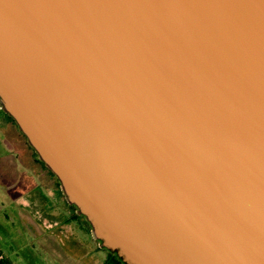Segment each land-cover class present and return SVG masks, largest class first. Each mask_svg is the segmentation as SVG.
Instances as JSON below:
<instances>
[{"label": "water", "instance_id": "obj_1", "mask_svg": "<svg viewBox=\"0 0 264 264\" xmlns=\"http://www.w3.org/2000/svg\"><path fill=\"white\" fill-rule=\"evenodd\" d=\"M0 110L122 264H264V0H0Z\"/></svg>", "mask_w": 264, "mask_h": 264}, {"label": "rangeland", "instance_id": "obj_2", "mask_svg": "<svg viewBox=\"0 0 264 264\" xmlns=\"http://www.w3.org/2000/svg\"><path fill=\"white\" fill-rule=\"evenodd\" d=\"M2 124L0 125V151L7 149L9 156L6 158L7 160L0 157V164L3 162L8 166L9 172L4 174L0 172V178H9L10 184L6 186L5 181L0 185L1 255L5 257L8 264H85L87 261L86 252H89L90 264L92 260L93 264H102L101 262L109 255L108 252L98 246L97 240H92L93 243H89V246L86 245L87 242L81 236V232H77L78 230L75 229L73 231L79 238L71 239L74 241L72 245L79 246V248L74 250L72 255L62 256L59 249H54L58 251V254H50L46 251L47 247L61 248L60 245L62 247L66 245L64 242L63 245L61 244L59 236L72 232L71 223L67 216L65 218L66 214L56 211L58 209H51V202L48 200L51 198L49 191H45L38 185L36 175L30 169L33 168V163L31 161L29 163L27 160L29 154L27 146L16 133L14 134L16 139L9 140V137L6 136L7 131L4 130ZM1 154L3 153L1 152ZM20 179L24 185L19 181ZM15 181H18L19 187ZM7 190H9L10 196H8ZM51 218L53 219L51 220ZM47 229L52 232L50 233ZM55 232L57 238L54 236ZM69 239H66L67 243ZM91 247L95 251L94 259L90 255Z\"/></svg>", "mask_w": 264, "mask_h": 264}, {"label": "flooded vegetation", "instance_id": "obj_3", "mask_svg": "<svg viewBox=\"0 0 264 264\" xmlns=\"http://www.w3.org/2000/svg\"><path fill=\"white\" fill-rule=\"evenodd\" d=\"M30 154H31V152H30ZM31 158L29 155H27V160L29 161V163H30V161L33 163V166H32L33 168H30V169H32L33 172L35 173L36 179L38 181V185L42 189H45V191L48 190L50 193L49 197H51V198H49L48 200L51 202V209H55V210L58 209L56 211H59L60 213L66 214L65 218L67 216L68 221L71 223L72 232L68 235L64 234L63 236H59V239H61L60 240L61 244L63 245V242H64V244H66V245H63V246H66L70 249H78L79 248V246L77 247V246L72 245L74 241L71 239L79 238L76 236V234L73 231L75 229V230H78L77 232H81V234H82L81 236H83V239H85L87 242L86 245L89 246V243H93L92 240H94V239L92 237H90L91 235L89 232V228L87 226L88 224L86 225V223L84 222V219L79 217V215L75 212L74 207H72L71 205L67 204L64 201L62 194L59 190L58 183H57V185L55 184L54 176H51L46 171L44 166H41L32 156H31ZM52 219L53 218H51V220ZM54 221H56V223H57L56 218H54ZM48 231H50V233L52 232V230H50V229ZM54 236L57 238L56 232H55ZM63 238H66L67 240L70 238L68 241L69 244L67 243V240L66 239L63 240ZM60 247H62V246L60 245Z\"/></svg>", "mask_w": 264, "mask_h": 264}, {"label": "crops", "instance_id": "obj_4", "mask_svg": "<svg viewBox=\"0 0 264 264\" xmlns=\"http://www.w3.org/2000/svg\"><path fill=\"white\" fill-rule=\"evenodd\" d=\"M1 123H3L2 124V126H4V130H6L7 131V137H9V140L11 139V141H13V139H16V137L14 136V134L16 133V135L19 137V138H21L20 137V135H18V133L16 132V129L14 128V125L11 123V121L7 118V116H6V114L5 113H3L1 110H0V125H1ZM1 127V126H0ZM3 131V130H2ZM6 133V132H5ZM22 139V138H21ZM8 140V141H9ZM23 140V139H22ZM26 143V142H25ZM29 150V149H28ZM3 153V154H1L0 155V157H4L5 159L9 156L8 155V153H9V151L7 150V149H3V151H0V153ZM29 154V156H31V154H30V151L28 152ZM7 160V159H6ZM1 164H3L4 165V163L3 162H1ZM0 164V172L2 173V174H4L5 172L7 173V172H9V170H8V166H6V165H4V166H2ZM6 164V163H5ZM13 177V176H12ZM6 181V186H9V178H7V177H3V178H0V185H1V183H3V182H5ZM14 181V180H13ZM19 181H21V183L24 185V182L20 179ZM15 184L17 185V187H19V185H18V181H15ZM21 189H25L24 187H20ZM13 189V188H12ZM8 191V196H10V192H9V190H7ZM13 199V198H12ZM54 249H59L60 251V253L62 254V256H65V255H72L73 253H74V250H78V249H70V248H68V247H66V246H63V247H61V248H53V247H47L46 248V251L47 252H49L50 254H52V253H56V254H58L57 252L58 251H56V250H54ZM100 250V249H99ZM90 255H91V257H92V259H94V255L93 254H95V251L94 250H92V248H91V250H90ZM76 254H77V252H76ZM86 255H87V261L85 262V264H90L89 263V252H86ZM102 264H117V263H115L114 261H112L111 260V256L110 255H107L106 257H105V259L103 260V262H101ZM91 264H93V260H92V263Z\"/></svg>", "mask_w": 264, "mask_h": 264}, {"label": "trees", "instance_id": "obj_5", "mask_svg": "<svg viewBox=\"0 0 264 264\" xmlns=\"http://www.w3.org/2000/svg\"><path fill=\"white\" fill-rule=\"evenodd\" d=\"M7 116V115H6ZM7 118L11 121V123L14 125V128L16 129V132L18 133V135H20V137L23 139V141H24V143H25V138H24V136L17 130V128H16V125L14 124V122L12 121V119L9 117V116H7ZM25 145L27 146V148L29 149V151L31 152V156L41 165V166H43V164L36 158V156H35V153L33 152V150L25 143ZM45 168V167H44ZM46 169V168H45ZM46 171L51 175V176H53L47 169H46ZM54 180H55V184L57 185V180L55 179V177H54ZM73 207V206H72ZM79 217L80 218H82L83 219V217L82 216H80L79 215ZM84 222L86 223V221L84 220ZM86 225H87V223H86ZM88 226V225H87ZM89 228V227H88ZM96 242V241H95ZM98 242V241H97ZM108 252V254L111 256V260L112 261H114L115 263H117V264H122L120 261H119V259L114 255V253H112V252H109V251H107ZM0 264H8V262H7V260L5 259V257H3L2 255H1V253H0Z\"/></svg>", "mask_w": 264, "mask_h": 264}]
</instances>
